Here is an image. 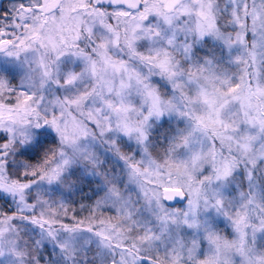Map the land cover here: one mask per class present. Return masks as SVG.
I'll list each match as a JSON object with an SVG mask.
<instances>
[{
    "label": "snow or ice",
    "instance_id": "6c2138e0",
    "mask_svg": "<svg viewBox=\"0 0 264 264\" xmlns=\"http://www.w3.org/2000/svg\"><path fill=\"white\" fill-rule=\"evenodd\" d=\"M0 264H264V0H0Z\"/></svg>",
    "mask_w": 264,
    "mask_h": 264
}]
</instances>
